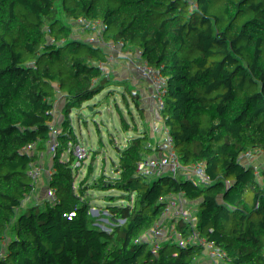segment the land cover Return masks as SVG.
I'll return each instance as SVG.
<instances>
[{
	"label": "trees",
	"instance_id": "16d2710c",
	"mask_svg": "<svg viewBox=\"0 0 264 264\" xmlns=\"http://www.w3.org/2000/svg\"><path fill=\"white\" fill-rule=\"evenodd\" d=\"M34 149L115 200L121 264H264V0H0V264L70 216Z\"/></svg>",
	"mask_w": 264,
	"mask_h": 264
},
{
	"label": "rangeland",
	"instance_id": "374dc122",
	"mask_svg": "<svg viewBox=\"0 0 264 264\" xmlns=\"http://www.w3.org/2000/svg\"><path fill=\"white\" fill-rule=\"evenodd\" d=\"M25 158L28 161V169L40 174L42 168L31 162L28 154ZM80 183L81 181L79 180L78 185ZM64 195L60 193L57 196L58 201L60 196L66 197L68 194ZM64 211H67V209H64ZM79 218L65 217L47 231L39 234L34 240L27 242L24 248L25 263L80 264L75 259L76 249L82 256L83 262L88 258V261L86 260L82 264H95V259L98 258L95 257L98 250L96 251L95 243L89 238V234L82 223H80L81 218ZM90 257L92 260H90Z\"/></svg>",
	"mask_w": 264,
	"mask_h": 264
},
{
	"label": "crops",
	"instance_id": "0c3cea01",
	"mask_svg": "<svg viewBox=\"0 0 264 264\" xmlns=\"http://www.w3.org/2000/svg\"><path fill=\"white\" fill-rule=\"evenodd\" d=\"M81 183L74 187L68 182H60L61 193L68 195L66 197L60 196L59 205L63 207V210L67 209L70 218L80 217V223L84 227H91V240L95 243L96 251L98 250L95 256L98 257L95 259V264H121L105 230V213L96 209L92 202V198L95 197V190H93L91 182L81 181ZM18 230V226L13 224L8 233L7 248L11 256L16 253L15 241L18 237ZM86 260L88 261V258ZM90 260H92L91 257ZM85 261L82 263H85Z\"/></svg>",
	"mask_w": 264,
	"mask_h": 264
},
{
	"label": "built area",
	"instance_id": "2783aa9c",
	"mask_svg": "<svg viewBox=\"0 0 264 264\" xmlns=\"http://www.w3.org/2000/svg\"><path fill=\"white\" fill-rule=\"evenodd\" d=\"M30 161L35 165L42 168L41 174L44 178L58 180L60 182H68L74 187L78 186L77 174L60 173L58 167L61 165L62 157L53 151L45 152L38 149H34L29 154ZM93 190H95V197L92 198V202L96 209L105 213V230L108 233L109 240L114 244L118 239V229L121 223L120 212L115 206V200L106 199L100 192L96 191L95 183H90ZM55 203L59 205L58 197H53ZM4 264H14V259L7 252L4 258Z\"/></svg>",
	"mask_w": 264,
	"mask_h": 264
},
{
	"label": "water",
	"instance_id": "95a60500",
	"mask_svg": "<svg viewBox=\"0 0 264 264\" xmlns=\"http://www.w3.org/2000/svg\"><path fill=\"white\" fill-rule=\"evenodd\" d=\"M254 264H258V263H254Z\"/></svg>",
	"mask_w": 264,
	"mask_h": 264
}]
</instances>
